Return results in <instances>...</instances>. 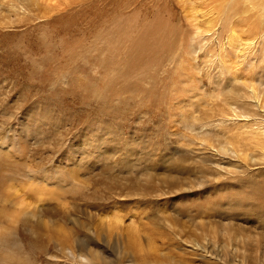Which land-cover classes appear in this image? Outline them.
Listing matches in <instances>:
<instances>
[{
  "label": "rangeland",
  "instance_id": "1",
  "mask_svg": "<svg viewBox=\"0 0 264 264\" xmlns=\"http://www.w3.org/2000/svg\"><path fill=\"white\" fill-rule=\"evenodd\" d=\"M43 1L12 29L0 15V264H143L150 255L171 264H221L176 225H193L195 211L187 216L183 210L209 198L208 187L192 189L191 182L175 191H146L187 158V142L175 134L179 114L188 116L194 106L202 112L218 84L224 91L236 87L227 74L213 73L219 75L217 54L226 35L194 32L177 0ZM123 4L130 7L122 11ZM159 4L166 6L164 15L153 19L150 11ZM126 11L128 34L122 30ZM72 13L73 21L67 19ZM151 21L163 25L151 28L163 45L148 58ZM260 48L259 40L257 56L238 74L264 80ZM188 99L193 106L184 104ZM179 101L184 105L177 109ZM144 170L151 177L140 176ZM134 177L140 188L132 194ZM75 239L85 243L76 254L94 260L69 255Z\"/></svg>",
  "mask_w": 264,
  "mask_h": 264
},
{
  "label": "bare ground",
  "instance_id": "2",
  "mask_svg": "<svg viewBox=\"0 0 264 264\" xmlns=\"http://www.w3.org/2000/svg\"><path fill=\"white\" fill-rule=\"evenodd\" d=\"M35 1L5 0L4 3L0 0V15L10 16V18L6 16L8 19V21H5L7 27L9 25L12 29L15 23L21 25L23 20H27L28 22L30 19H25V17L28 13H31L30 6ZM55 1H52L53 5ZM61 1L65 2L66 0ZM116 1L110 0L111 3H115ZM177 2L184 3L185 7H183V10L186 19L195 28V30L193 29L194 32L215 36L221 32L226 35V38L221 40V51L217 54L219 63L216 66L219 67V75H217L218 71H213V73L216 77H224L227 74L228 79L232 83H236V87L234 86V88L224 91L225 89H222L218 84V87L215 89L217 93L213 90L216 95L214 93L213 96L210 94L211 97L207 95L209 98L213 97V100L206 103L203 102L205 104L203 105L202 112L194 109L196 108L194 106L188 116H185L183 111L179 114L180 119L178 122L181 123V129L175 132V134L180 137L179 140L183 139L187 142L186 150H182V153L186 154L187 158H181V161L174 164V168L177 169L176 173L172 174V172H167L168 175H159V177L155 178L154 183L160 186L161 189L155 184H150L146 192L150 194L151 191L149 189L152 187H154L156 192H161L163 188L166 189L165 187L167 189L169 188V191H175L182 189V187L184 189L191 182H194V184H191L192 189L194 187H201L202 185L208 187L207 192L213 193H211L212 195L209 198L205 199L203 203H193L192 206L183 210V214L187 216H189L188 210L195 211V214L190 215V220L193 225L191 223L187 224L192 227L190 228L178 221L176 225L179 226V231L181 233L186 231L183 234L187 238L186 240L198 250H202L204 253L210 250V254L206 258L210 257L217 263L264 264V80L257 78V81L253 76L238 74L241 66L245 67L246 63L257 56L254 49L256 42L259 40L261 41L262 48H260L258 55L264 57V0H177ZM196 2L199 5H196ZM74 3L77 5V0ZM60 5L64 6L62 3ZM44 7L46 8L47 6ZM127 7L129 8L130 6L123 4V9L121 10H127ZM163 7L166 6L163 4H159L157 7L156 5L153 6L150 11L151 14L153 13V19H158L164 15L162 14ZM81 9L79 11L76 10L77 12L75 13L79 14ZM75 13L67 16V19L73 21V15ZM122 14L125 21L122 30L128 34L130 32V26L127 24L130 21V12L126 11ZM41 17L47 18L50 15L43 13ZM69 20L68 22H70ZM59 21L54 20L57 24H59ZM106 22L108 21H102L103 25H106ZM50 23L47 22L46 24L48 25ZM154 24L151 21L149 27L145 29V33L149 32L150 35L145 42L146 44L144 43L145 53L148 58L158 50L161 51L162 48L160 46L163 45L160 44L161 41L158 36L151 32ZM162 27L163 25H157L156 28L158 31H161ZM116 34L119 35L120 32H116ZM114 36L116 35H111L112 38ZM236 62H240V64L237 66ZM248 65L253 66L250 63ZM257 68L256 70L258 71L259 69H263L260 68V65ZM154 75L152 76L154 77ZM154 78L153 80H155ZM215 82L218 83V81ZM192 96L194 98V95ZM190 101L188 99L184 104L188 105V107L190 105L193 106L194 103L192 104ZM182 102L184 101L178 102L177 109H180L179 103ZM150 169L145 168V170ZM141 173L142 175L140 176L146 178L151 177L150 171ZM183 173L187 175V178L182 180L178 175ZM192 174L200 175L199 177L197 176L198 181L190 179L189 176ZM223 175L226 177L224 178ZM130 183L131 187L128 191L134 194L133 192L140 188L136 177ZM112 185L114 186V184ZM187 189H190V187ZM24 204L26 206V203ZM18 207L21 206L18 204ZM10 214L12 216V213ZM194 219L197 220L194 221ZM235 222L241 226H236ZM75 242L74 247L68 249L69 255L73 259L79 257L80 260L83 259V261L85 260L87 262L92 260L93 257L89 258L86 253L79 252L76 254L75 249L85 250V243L81 240L76 241V239ZM138 248L141 251L143 250V247L139 246ZM143 264L171 263H167L164 259L162 260L158 255H150Z\"/></svg>",
  "mask_w": 264,
  "mask_h": 264
}]
</instances>
